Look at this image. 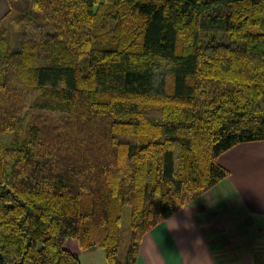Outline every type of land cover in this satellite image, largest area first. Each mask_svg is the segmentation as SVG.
<instances>
[{
	"label": "trees",
	"instance_id": "obj_1",
	"mask_svg": "<svg viewBox=\"0 0 264 264\" xmlns=\"http://www.w3.org/2000/svg\"><path fill=\"white\" fill-rule=\"evenodd\" d=\"M0 264H134L142 236L264 140V0H8ZM130 242L117 257L121 212Z\"/></svg>",
	"mask_w": 264,
	"mask_h": 264
},
{
	"label": "crops",
	"instance_id": "obj_2",
	"mask_svg": "<svg viewBox=\"0 0 264 264\" xmlns=\"http://www.w3.org/2000/svg\"><path fill=\"white\" fill-rule=\"evenodd\" d=\"M8 8L0 0V17ZM230 152L239 163V183L220 162L228 175L145 233L134 264H264V245L256 247L258 260L240 250L254 248L247 243L254 238L264 242V140L238 143L218 159ZM173 221L177 230H169Z\"/></svg>",
	"mask_w": 264,
	"mask_h": 264
},
{
	"label": "rangeland",
	"instance_id": "obj_3",
	"mask_svg": "<svg viewBox=\"0 0 264 264\" xmlns=\"http://www.w3.org/2000/svg\"><path fill=\"white\" fill-rule=\"evenodd\" d=\"M2 1L8 3V0H2ZM8 7H9V3H8ZM230 155L232 156L231 158H230ZM218 162L219 163L222 162L226 165H229L233 173L236 174V177H234L235 183H239L241 179V174L239 176L238 173L241 171L239 170L236 171V165L239 167V163L237 160H235L234 153L233 155H232V152L228 153V156L223 157L220 160L218 159ZM130 209H131L130 205H124L122 208V212H121V235H120V240H119L118 247H117V257L120 261L125 260L126 253L129 247V242H130V221H129ZM247 227L248 226L243 227V229ZM251 236H253V234ZM247 243H250L249 245H253L255 247L246 248V245H245V247H241L240 250L244 251L245 256H251V254L253 253L257 254L255 256V259L258 260L260 257H258L259 252L257 251L259 250H257L256 247L258 245H264V242H260L257 240V238H254L253 241H250ZM65 245L70 250L78 253L81 264H105L104 263L105 262L104 261L105 252H104V249L99 246L91 247L90 248L91 251H89L90 249H82L80 248L78 241L73 238L67 239L65 242ZM261 258L264 259V257H261Z\"/></svg>",
	"mask_w": 264,
	"mask_h": 264
},
{
	"label": "clouds",
	"instance_id": "obj_4",
	"mask_svg": "<svg viewBox=\"0 0 264 264\" xmlns=\"http://www.w3.org/2000/svg\"><path fill=\"white\" fill-rule=\"evenodd\" d=\"M171 225H173V226L170 227L169 230H177V229L179 228V224H178L177 222H175V221H173V222L171 223Z\"/></svg>",
	"mask_w": 264,
	"mask_h": 264
}]
</instances>
